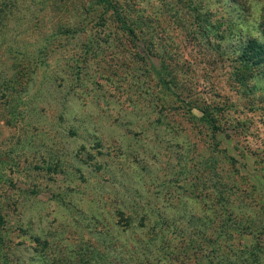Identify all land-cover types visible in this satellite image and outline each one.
Masks as SVG:
<instances>
[{
    "label": "rangeland",
    "instance_id": "374dc122",
    "mask_svg": "<svg viewBox=\"0 0 264 264\" xmlns=\"http://www.w3.org/2000/svg\"><path fill=\"white\" fill-rule=\"evenodd\" d=\"M93 1L0 0L15 5L0 27V245L7 264L79 261L62 251L89 239L84 225L115 230L107 219L97 220L116 212L114 192L101 193L112 174L132 181L142 195L139 205L159 210L151 219L161 222L178 262L189 264L202 241L197 235L204 242L214 236L221 215L213 185L225 184L231 195L222 211L232 205L233 218L247 231L222 239L215 257L229 255L234 263L243 254L245 264H264V66L241 64L249 36L231 38V21L242 17L239 29L264 41V0H186V9L178 0H117L133 12L128 19L140 49L113 22L96 25L95 14H88ZM197 7L210 23L209 42L200 29L194 35L184 29ZM174 9L186 16L177 21ZM76 28L77 34H65ZM21 62L39 63L26 95L15 90L20 84L12 91L4 86ZM153 67L167 74L170 91ZM180 99L193 104L192 114ZM205 108L219 119L220 134L200 120ZM217 143L219 165L205 171L201 161ZM151 219L146 228L128 230L130 246L159 230ZM39 238L51 244L46 253L40 254ZM133 262L127 264H142L135 256ZM0 264L6 263L0 258Z\"/></svg>",
    "mask_w": 264,
    "mask_h": 264
},
{
    "label": "trees",
    "instance_id": "16d2710c",
    "mask_svg": "<svg viewBox=\"0 0 264 264\" xmlns=\"http://www.w3.org/2000/svg\"><path fill=\"white\" fill-rule=\"evenodd\" d=\"M179 3H184V9L190 5L188 2H192V0H178ZM234 2V0H233ZM164 6H169L168 2L163 3ZM15 5L12 3L8 4H0V27L3 24V21L8 19L10 13H9V7H14ZM102 9L101 13H98L100 9ZM246 10V9H245ZM185 11L182 10H176L171 11L170 13L173 14L175 19L178 21L182 17L186 16L184 15ZM130 13H133L129 8L125 7L123 4H121L117 0H94L91 5L88 7V14H95L94 20H96V25L100 27H105L108 25V23L113 22L116 24L117 29H119L126 37V39L129 41V43L135 47V48H141L138 47L137 44L139 42L140 36L137 33V29L134 24H132L128 16ZM188 16L194 21L193 23L183 25L185 31L189 35H194L195 31L197 29H200L202 32V35L206 39L207 42H209V33L206 31L205 26L210 27L209 21L206 19V15L201 11L200 7H197L194 9L191 13L188 14ZM238 20V19H237ZM232 20L233 23L231 28L233 29V37L231 38H240L242 35H248V39L244 42V48L241 51L240 55V61L241 64L262 68L264 66V41H259L255 38V35L248 32L244 33L243 28L239 29L241 26H243V23L245 20L241 17L240 20ZM240 23V27L237 25ZM79 32V28L76 29H68L65 34L69 35L70 33L77 34ZM207 34V35H206ZM105 37L103 41L105 42ZM153 40V39H152ZM92 41V39H90ZM98 43H101L98 41ZM147 50L148 53L151 54L152 45L150 43H147ZM1 48V44H0ZM8 52H12V48L9 49ZM18 52V51H14ZM19 54V53H17ZM22 56L25 54L20 52V55ZM82 63H86L85 57L82 56ZM80 62V61H79ZM81 62L78 64H82ZM39 63H36L34 65L29 66L26 62H21L18 66H13L15 69L18 68V71L16 73L11 74V79H8L4 82L5 90L12 91V87L14 84L18 85L20 84V88L17 90V93L20 95L27 94V88H29L31 83L35 82V76L37 72V68ZM20 66H23L22 71L20 72ZM154 72L158 78L159 84L162 86V88L167 89L170 91V83L167 80V74L164 72V70H157L155 67H153ZM20 81V83L18 82ZM10 94H8L9 97ZM3 96H6L3 93ZM181 102L186 107L187 111L192 114V110L194 108L193 104L190 102H187L183 99H180ZM201 108V107H200ZM209 108V107H208ZM208 108L202 109L203 111V117L200 119L202 122H205L210 129L212 130V133L220 134V132H223L221 125L219 124V119L213 114V112H210ZM218 110L220 112L224 111V109L218 107ZM35 111V110H34ZM21 113H18L17 115H20ZM195 118V116L193 117ZM219 146V143L216 144L215 148L212 149L206 157H203L204 160L201 161V164L205 167V171L208 170V172L214 171L218 165L219 162L216 158V148ZM231 166L236 165V159H231ZM102 167V164L99 163V169ZM112 179H107L106 183H103L105 185H102L101 187V193L105 194L106 192H114L112 201L114 202L112 204V208L116 210L115 213H111V218H108L104 213L102 215H99L98 217H102L101 219H97L98 221H102L104 223V218L107 219L109 223H113L115 225V230H110V232L104 231H96V228L88 227L92 224H89L87 226L84 225V229L88 232L89 239L85 237H81L80 242L76 244H67L64 246V250L62 253L66 256V259L71 260V262H75L73 258H75V255L79 256L80 258H77L79 261L73 264H127V263H134V256L136 257L137 263H142L139 256H145L147 258L145 259H154L153 261H156V264L161 258V255L163 256L160 260L161 263H164V261L167 259V264H189V261H183L182 263H179V256L175 254L172 248V243H166V240H163V233L166 232L161 227V222L159 220H156L155 218L151 219L152 211L157 210L153 207L147 208L145 206L139 205V201L136 200V197H142L138 191L133 190V184L132 181L129 179H119L114 174H112ZM108 185V186H107ZM94 186V185H93ZM95 188V187H94ZM213 191L215 192V202L220 205V209L217 211L218 216L221 215L220 220H216L217 228L215 229L214 236L211 240L208 242H204V238L201 235L199 238L202 240L201 243H198L197 245H194V264H224L223 261L226 260V264H245L246 259L245 255H240L239 261H236L234 263H228V260H231V257L229 255L224 256L223 258L218 260V257H215V253L219 251V249H222V239L224 240H230L232 239L233 234L235 233H243L246 232V228L242 227L237 223V221L233 218L232 214H234L235 211H233V206L228 205L226 209H223L222 211V203L225 202V198L230 197L231 191L228 189V187L223 183H218L213 185ZM105 192V193H104ZM138 199V197H137ZM143 199V198H142ZM141 199V201H142ZM136 203H135V201ZM102 202V199H100V203ZM227 203H230L229 201ZM142 207L141 210H137L139 207ZM144 207V208H143ZM136 209V210H135ZM226 215V219H222L224 215ZM152 220L153 229H159L158 231H155V235L148 237L147 241H138L133 242V245H129L127 241V236L130 235L128 230L131 232H135L138 229H143L148 226V222L150 219ZM113 220H117L116 224H114ZM196 221V220H192ZM96 222V221H95ZM197 222V221H196ZM209 222V221H208ZM121 229H125L127 231L126 233H123ZM84 230V233L86 231ZM127 234V235H126ZM197 234L196 231L194 233ZM199 234V233H198ZM34 240V239H33ZM35 241V240H34ZM38 243V247L40 250V254L46 253V250L51 247L50 242L48 239L42 240V238H39L36 240ZM193 246V245H192ZM185 255L188 257V259H191V255L188 253L187 247L184 248ZM126 251H132V258L126 257ZM224 251V250H223ZM254 251V250H253ZM192 253V254H193ZM246 253V251H245ZM257 253L254 252V254L250 252L251 257H255ZM59 257H62L63 255L59 252ZM189 255V256H188ZM258 255V254H257ZM170 257V258H168ZM0 258L4 261V263L7 264V257L2 254V249L0 245ZM237 258V257H236ZM54 263L59 264V261L53 259ZM64 264V261H61ZM253 264H261L259 261H253Z\"/></svg>",
    "mask_w": 264,
    "mask_h": 264
}]
</instances>
